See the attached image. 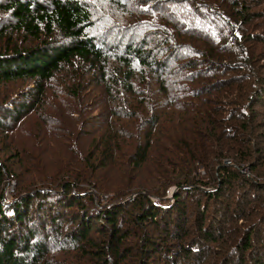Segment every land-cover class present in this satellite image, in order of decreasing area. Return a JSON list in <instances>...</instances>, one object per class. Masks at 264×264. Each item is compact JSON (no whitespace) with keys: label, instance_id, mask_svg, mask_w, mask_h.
I'll use <instances>...</instances> for the list:
<instances>
[{"label":"trees","instance_id":"16d2710c","mask_svg":"<svg viewBox=\"0 0 264 264\" xmlns=\"http://www.w3.org/2000/svg\"><path fill=\"white\" fill-rule=\"evenodd\" d=\"M113 1L136 17L134 24L116 20L100 25L94 3L85 0H0V10L12 18L0 30V40H39L27 47L0 44V82L33 79L26 96L40 102L55 75L66 71L71 94L89 79L103 87L104 96L93 98V110L108 104L89 117H95L94 130H102L98 140L92 138V154L78 160L83 152L76 146L73 158L78 168H87L84 176L77 169L69 180L58 181L63 171L48 166L35 182L0 164V178H16L12 199L0 192V264H49L48 248L56 243L78 252L77 259L84 257L81 264H130L131 238L142 240L143 256H172L180 250L184 255L172 264H209L201 238L215 241L230 231L222 225L214 235L215 222L204 226L205 215L215 220L240 201L230 193V180L240 173L222 163L233 161L231 146L241 148L237 164H254L243 157L254 139L251 155L262 152L256 139L260 134L264 138V112L256 106L264 104V0ZM18 106L2 108L0 129L28 110L25 104L16 110ZM79 106L73 114L79 120L64 116L60 129L81 142L77 123H85L88 115ZM201 167L220 189L203 187L209 180L200 177ZM116 168H124L125 175H116ZM121 179L124 183L115 184ZM23 183L36 190L22 192ZM247 183L263 204L264 179ZM171 186L175 198L163 205ZM186 192L209 199L202 208V199L194 201L197 207L187 213L181 207ZM211 201L214 211L209 210ZM256 208L238 209L235 215L251 216ZM123 212L128 213L125 220ZM150 228L159 229L162 242L153 239ZM233 228L236 235L243 233L238 241L243 252L227 264H264L263 250L254 257L246 254L263 230Z\"/></svg>","mask_w":264,"mask_h":264},{"label":"rangeland","instance_id":"374dc122","mask_svg":"<svg viewBox=\"0 0 264 264\" xmlns=\"http://www.w3.org/2000/svg\"><path fill=\"white\" fill-rule=\"evenodd\" d=\"M87 4H93V9L96 14H100L99 17V24L104 25L108 24L112 21H121L126 23L125 25H131L135 23L136 17L132 15L129 11L120 10L118 4L115 6L113 3H117L113 0H85ZM5 16V17H4ZM8 19H12L9 14L0 10V30H5L10 21ZM145 20L149 21L150 23H154V19L150 16H146ZM256 22V20H254ZM39 40H35L32 38L21 37L18 38H5L0 40V44L7 45L10 43L14 45L16 43L17 47L22 46H30L37 43ZM56 78L52 81V85L47 89L43 99L40 102L34 100L33 96H26L28 92H30L31 87L34 86L33 79H16L11 81L0 82V116H4L3 107L10 106L11 108L15 109V107L19 104L16 110L23 104H25L28 110H21L20 114L16 116L15 119H10L8 122H5L0 129V164L4 163V165L11 169L14 175L20 176L24 175L26 179L29 181H35L41 179L40 173L45 172L44 168L48 166H52L55 170H62V174L58 178V181H66L70 179L71 173H75V170L83 171L82 175H85V169L82 167H77V162L74 160V153L77 151L76 146H80L83 154H79V157L83 156H90L92 154V138L94 140H98L100 136L99 132L94 130V126H92L93 118H89L91 116L96 115L105 109L108 105L107 103L102 104L97 110H93V98L100 95L102 86L95 87L94 84H90V80L87 79L83 85L85 87L81 88L80 91L73 95L71 94L70 89L67 85L71 82V77L67 75V72H59L56 75ZM104 93V92H103ZM46 96V97H45ZM104 95L98 96L102 98ZM33 100V101H31ZM82 105V106H79ZM77 106H79L83 112H85L88 116L86 117V122L83 123L79 121L78 129H81V133L83 138H81V142L76 140V137L70 135L67 132H63L60 129V119L64 116L68 117L69 119L79 120L80 117H77L78 114L75 113ZM76 107V108H75ZM87 109V110H86ZM256 109L259 112H264V104L256 106ZM7 124V125H6ZM264 128H262V131ZM262 134L257 137V145H262V152L260 154L254 153L251 155L250 150L255 149L254 137L253 141L249 144V151L244 150V156H246V161L254 162V164L249 163L248 165H244V163L237 164V158H241L242 153L239 152L241 149L239 146L232 145V151L229 156L233 157V161L229 158H226L222 161L225 165H230L231 169H235L240 173V176L236 179H231V188L230 193L235 196L240 201L235 200V202H231L229 199L225 198L224 196H220L222 198L221 201L223 202L224 198L226 201L232 203V207L230 212L223 213L220 212L216 215L215 220L211 218V215H208V212L205 215V223L206 226L210 222H215L214 227L215 229L212 230L214 235L217 233L219 234V228L223 225L230 229V231L222 237L215 239V241H207L205 238H201V243L205 245L204 253H206L210 259L209 264H227L231 259L235 260L237 257L235 255H242V248L238 246V241L241 239L243 235L242 232L239 235H236L234 225H241L242 230L250 228H261L264 232V203L260 204L256 200L255 195H258L256 189L252 188L249 183H247V179L249 178H258L260 180L264 179V177L258 176L260 172H264V138L261 137ZM232 144L234 141H231ZM224 149V147L222 146ZM252 148V149H251ZM126 149V144H122V150ZM153 154V152H151ZM255 155L257 159H255ZM69 158H72L73 161H70ZM219 166V165H218ZM216 166V169L218 168ZM234 167V168H232ZM202 168V167H201ZM200 168V169H201ZM8 171V169H7ZM49 171V170H47ZM52 173V170L49 171ZM116 175H125L124 168H116L114 170ZM54 174V173H52ZM200 177H203L206 180H209V183L203 186L209 192L213 191L215 188L220 189L217 185V180L213 178V176L206 170H200ZM217 176V174L215 175ZM247 178V179H244ZM16 179V178H15ZM8 178L6 174L2 178H0V192L1 190L4 191L6 197L12 199L14 197V184L16 180ZM122 181V182H121ZM116 181L115 184L124 183L121 179ZM18 183V182H17ZM31 185V186H30ZM221 186V184H220ZM22 192L29 188V192H33L36 188L33 187V184H22ZM175 186H171L170 189L167 191L166 195L164 196V203L163 205H168L172 202V199L175 198ZM215 195H218V192L215 191ZM182 206L187 213H189L190 209L196 208V204L194 201L198 200L199 198L202 199L201 208L203 204L207 200L206 194L201 193H184L182 195ZM264 196V194H263ZM154 198V197H153ZM170 199V200H169ZM209 199V198H207ZM167 200H169L167 202ZM248 203V205H246ZM258 203V204H257ZM213 202L211 201V206L209 208L213 210L212 205ZM257 206L256 210L253 212L251 216L248 215H238V209L246 208L249 210L251 207ZM261 206V207H260ZM128 211L131 213V207L127 208ZM214 213V212H213ZM127 212H123L122 217L125 220L127 216ZM132 215V214H131ZM234 218H233V217ZM229 218H232L235 221H227ZM225 220V221H224ZM122 223V222H121ZM134 229H138L137 227L129 225ZM97 228V227H96ZM150 233L153 234V239L157 241L163 240V234L158 231L157 228H150ZM107 231L106 229H104ZM97 235V234H95ZM251 239L253 238V233L249 232ZM255 240L258 239V243H253ZM252 239L253 249L250 253L246 250V254H250L251 257H254V252L256 251L258 254L262 253L259 250H263L264 253V236L262 239L259 237H254ZM95 241H100L97 238H93ZM218 240V241H216ZM221 240V241H219ZM225 240H229L230 245L224 242ZM132 250H133V262L130 264H172L174 262L177 263L178 259L184 255L183 251L178 250V254L169 256L168 254L158 253L157 256H150L146 255L142 251L139 253V249L145 248V245H142V240L139 238H131ZM172 243V241H170ZM54 245V243H52ZM57 247H54L49 252V264H81L84 261V257L78 256L80 255L76 251H70L71 249H62L58 243H56ZM170 250L174 249L171 248ZM238 246V247H237ZM180 251V252H179ZM142 253V254H141ZM183 254V255H180ZM248 256V255H247ZM244 257L246 255L244 254ZM82 258V259H81ZM178 258V259H177ZM181 264V263H179Z\"/></svg>","mask_w":264,"mask_h":264}]
</instances>
